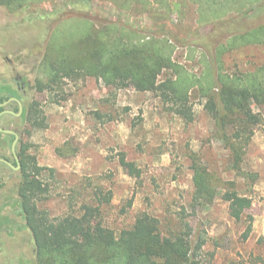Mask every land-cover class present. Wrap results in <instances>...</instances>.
I'll use <instances>...</instances> for the list:
<instances>
[{
	"label": "rangeland",
	"instance_id": "obj_1",
	"mask_svg": "<svg viewBox=\"0 0 264 264\" xmlns=\"http://www.w3.org/2000/svg\"><path fill=\"white\" fill-rule=\"evenodd\" d=\"M148 1L151 5L146 8L128 5L129 0H34L30 12L42 25L44 14L55 18L63 14L86 18L95 26L116 22L134 26L143 35L166 36L175 46L173 61L199 77L203 53L209 55L206 49L224 43L230 34H220L208 22H201L199 6L191 0H166L171 8L168 14L164 9L159 14L154 0ZM251 16L244 22L248 28L264 22V8H254L247 14ZM27 17V11L11 13L0 7V52H23L21 56L31 52L35 80L47 36H36L34 41L32 30L38 23L25 24ZM221 61L229 73L252 70L264 64V45L229 50ZM168 74L165 71L160 79ZM31 98L40 104L45 127H30L25 114L22 141L30 145L28 153L39 166L55 171L53 180L48 172H42L50 183L51 196L39 204L51 217L78 215L82 200L101 187L112 196L103 208V222L116 233L130 228L140 212L156 217L165 235L179 230L182 219L193 229L201 225L205 231L201 259L207 264H264V106L252 104L262 121L255 127L238 174L230 170L229 151L215 134L214 120L195 91L190 96V123L166 112L153 93L131 87L109 89L91 77L64 81L40 93L33 88ZM120 153L140 169L139 179L129 177L119 165ZM193 159L220 177L226 187L233 183L239 194L252 198L246 211L253 219L247 239L243 233L248 222H235L228 204L219 198L210 205L192 208ZM247 174L257 176L251 180ZM19 180L18 175L10 183L11 189L5 187L6 198L11 195L12 200L8 216L17 225L14 235L0 236V264H35L18 209Z\"/></svg>",
	"mask_w": 264,
	"mask_h": 264
},
{
	"label": "trees",
	"instance_id": "obj_2",
	"mask_svg": "<svg viewBox=\"0 0 264 264\" xmlns=\"http://www.w3.org/2000/svg\"><path fill=\"white\" fill-rule=\"evenodd\" d=\"M191 1L199 6L201 22H208L220 34H230L224 43L207 48L209 55L203 53V71L199 77L173 61L175 46L166 36L143 35L134 26L116 22L95 26L86 18L63 14H57L56 18L44 14L42 25L30 12L34 0H0V7L11 13L27 11L25 24L38 23V28L32 30L34 41L36 36H47L34 80L37 93L53 90L64 81L91 77L109 89L131 87L137 92L153 93L166 112L190 123L193 121L190 96L195 91L204 100V110L214 120L215 134L229 151L230 170L239 174L245 150L255 127L262 121L252 104L264 106V64L229 73L224 70L221 57L235 48L264 45V22L250 28L244 24L254 17L248 18V12L264 8V0ZM154 2L159 14L162 9L170 13L166 0ZM132 3L146 8L151 5L148 0H129L128 5ZM165 71L168 76L160 79ZM26 115L30 127H45L38 101L28 104ZM29 148V144L20 141L17 198L35 264H207L201 259L206 244L201 225L193 229L181 219L179 230L165 235L156 217L140 212L130 228L118 233L105 226L103 208L110 204L112 196L110 190L101 187H95L82 200L78 215L51 217L39 204L51 196L50 183L42 172H48L53 180L55 171L39 166L36 158L28 153ZM192 161V208L210 205L219 198L228 204L229 215L235 222H248L243 233L247 239L253 219L246 211L252 205V198L239 194L233 189V183L226 187L206 166ZM118 163L129 177H141L140 169L126 160L124 153L119 154ZM245 176L255 180L257 175ZM73 202L70 196V208ZM130 204L128 201V207Z\"/></svg>",
	"mask_w": 264,
	"mask_h": 264
},
{
	"label": "flooded vegetation",
	"instance_id": "obj_3",
	"mask_svg": "<svg viewBox=\"0 0 264 264\" xmlns=\"http://www.w3.org/2000/svg\"><path fill=\"white\" fill-rule=\"evenodd\" d=\"M22 53L0 52V236L7 238L14 235L17 224L8 216L12 200L11 195L6 198L5 187L11 189L21 169L18 145L34 88L32 54Z\"/></svg>",
	"mask_w": 264,
	"mask_h": 264
},
{
	"label": "water",
	"instance_id": "obj_4",
	"mask_svg": "<svg viewBox=\"0 0 264 264\" xmlns=\"http://www.w3.org/2000/svg\"><path fill=\"white\" fill-rule=\"evenodd\" d=\"M14 145H15V142H14V144H13V149H14Z\"/></svg>",
	"mask_w": 264,
	"mask_h": 264
}]
</instances>
